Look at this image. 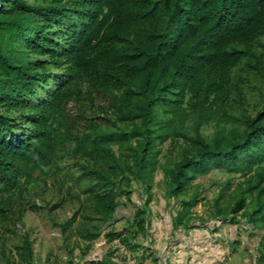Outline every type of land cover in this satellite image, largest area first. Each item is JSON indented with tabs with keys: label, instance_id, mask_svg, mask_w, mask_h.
Wrapping results in <instances>:
<instances>
[{
	"label": "trees",
	"instance_id": "trees-1",
	"mask_svg": "<svg viewBox=\"0 0 264 264\" xmlns=\"http://www.w3.org/2000/svg\"><path fill=\"white\" fill-rule=\"evenodd\" d=\"M66 156L91 180L83 193L100 223L84 227L90 240L116 221L134 180L151 192L159 167L180 202L174 228L202 219L194 181L217 169L231 175L225 190L243 181L226 205L223 188L212 216L264 229V0H3L0 231L22 184ZM151 201L107 241L140 249ZM22 247L32 263L28 236Z\"/></svg>",
	"mask_w": 264,
	"mask_h": 264
},
{
	"label": "rangeland",
	"instance_id": "rangeland-1",
	"mask_svg": "<svg viewBox=\"0 0 264 264\" xmlns=\"http://www.w3.org/2000/svg\"><path fill=\"white\" fill-rule=\"evenodd\" d=\"M69 108L78 114L74 103ZM214 130L212 125L203 127L208 135ZM171 147L170 141L165 143L161 164L175 151ZM58 164L59 169L40 175L29 186L22 184L23 193L15 194L10 220L0 231V264H98L109 258L118 264H156V260L158 264H256L264 229L251 227L243 217L238 218L239 223L232 224L230 217L223 220L212 216L215 210L211 205L226 186L230 174L216 169L194 181L201 185L202 192V199L194 210L207 223L197 220L193 225L199 228H191L184 234L172 227L180 202L169 196V185L159 167L151 192L146 191L148 183L134 180L131 200L126 196L119 198L116 221L104 225L98 239L90 240L84 235V227L93 229L100 223L90 219L92 209L87 203L88 195L83 193L91 180L82 175V170L70 157L60 159ZM242 181L243 177L238 174L231 189L224 188L223 204L229 202ZM150 195L149 234L139 235L143 246L131 251L117 240L108 242L105 234L112 229L125 228L127 219L133 220L138 207L145 204ZM66 224L69 225L66 227ZM26 236L32 242V263L22 259Z\"/></svg>",
	"mask_w": 264,
	"mask_h": 264
},
{
	"label": "crops",
	"instance_id": "crops-1",
	"mask_svg": "<svg viewBox=\"0 0 264 264\" xmlns=\"http://www.w3.org/2000/svg\"><path fill=\"white\" fill-rule=\"evenodd\" d=\"M199 220L202 221V222H205V221L203 220V218H202V219H199ZM196 221H197V220H195L194 223H195ZM205 223H207V222H205ZM172 227H173V229L176 230V231H183L184 234H188L191 228H195V229H196V228H199V227H196V226H194V225H193V227H191V228H186V227H184V226L179 227V228H174V225H173V218H172ZM217 252L219 253L218 250H217ZM156 264H158V261H156ZM167 264H172V262H167Z\"/></svg>",
	"mask_w": 264,
	"mask_h": 264
},
{
	"label": "water",
	"instance_id": "water-1",
	"mask_svg": "<svg viewBox=\"0 0 264 264\" xmlns=\"http://www.w3.org/2000/svg\"><path fill=\"white\" fill-rule=\"evenodd\" d=\"M3 5V0H0V8L2 7Z\"/></svg>",
	"mask_w": 264,
	"mask_h": 264
}]
</instances>
